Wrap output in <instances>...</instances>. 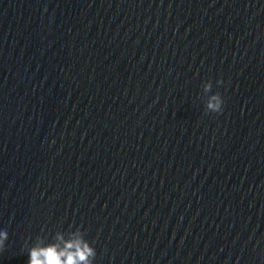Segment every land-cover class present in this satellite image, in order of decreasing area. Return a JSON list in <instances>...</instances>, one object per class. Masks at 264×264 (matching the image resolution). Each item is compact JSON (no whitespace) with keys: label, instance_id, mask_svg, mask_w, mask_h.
Wrapping results in <instances>:
<instances>
[{"label":"clouds","instance_id":"obj_1","mask_svg":"<svg viewBox=\"0 0 264 264\" xmlns=\"http://www.w3.org/2000/svg\"><path fill=\"white\" fill-rule=\"evenodd\" d=\"M216 84L222 85L223 81L217 80ZM202 89L208 94L204 103L206 113H221L224 100L220 92H212L211 81L204 82ZM7 239V231L0 230V251L4 250ZM28 256V264H93L96 250L85 239V232L80 227H76L75 230L67 231V236L65 231H56L52 242L45 243V238L38 236L29 248Z\"/></svg>","mask_w":264,"mask_h":264}]
</instances>
